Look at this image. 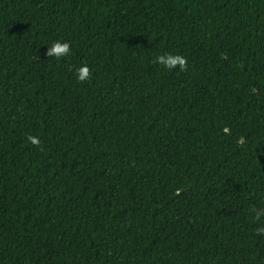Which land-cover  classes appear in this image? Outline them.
<instances>
[{"label": "trees", "instance_id": "1", "mask_svg": "<svg viewBox=\"0 0 264 264\" xmlns=\"http://www.w3.org/2000/svg\"><path fill=\"white\" fill-rule=\"evenodd\" d=\"M253 208L264 0H0V264H264Z\"/></svg>", "mask_w": 264, "mask_h": 264}, {"label": "clouds", "instance_id": "2", "mask_svg": "<svg viewBox=\"0 0 264 264\" xmlns=\"http://www.w3.org/2000/svg\"><path fill=\"white\" fill-rule=\"evenodd\" d=\"M70 52V43L67 41L61 42L58 39L47 47L45 55L48 57L55 56L59 60L60 58L67 56ZM156 62L169 69H175L178 67L181 71H186L188 66L187 58L185 56L174 53H165L158 55L156 57ZM75 73L77 80H79L80 82L89 80L92 76L91 69L86 63H83L79 67H77L75 69ZM27 142L38 147L41 144L39 137L31 134L27 135ZM251 211L255 213L256 220H259L262 216H264V208H261L259 210L253 208L251 209ZM255 232L257 235L264 234V226L256 228Z\"/></svg>", "mask_w": 264, "mask_h": 264}]
</instances>
